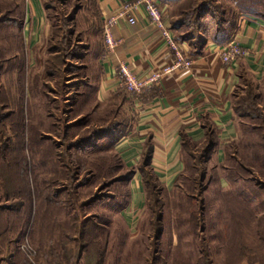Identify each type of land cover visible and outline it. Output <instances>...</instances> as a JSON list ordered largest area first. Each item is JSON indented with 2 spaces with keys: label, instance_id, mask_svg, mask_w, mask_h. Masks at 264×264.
Returning a JSON list of instances; mask_svg holds the SVG:
<instances>
[{
  "label": "rangeland",
  "instance_id": "1",
  "mask_svg": "<svg viewBox=\"0 0 264 264\" xmlns=\"http://www.w3.org/2000/svg\"><path fill=\"white\" fill-rule=\"evenodd\" d=\"M13 1L22 4L0 0V264H101L102 255L103 264L236 260L241 244L229 251L223 242L224 219L236 216V206L221 191L264 185V78L246 77L235 90L238 134L224 162L205 156V145H187L176 187L164 193L153 185L129 203L128 183L120 181L127 169L115 149L103 138L100 146L86 140L99 117L77 115L86 62L76 53L87 42L69 34L68 18L78 0L46 1L51 8L34 48L9 11ZM214 1L212 16L264 18V0ZM250 223L241 264L264 252L257 220Z\"/></svg>",
  "mask_w": 264,
  "mask_h": 264
},
{
  "label": "crops",
  "instance_id": "2",
  "mask_svg": "<svg viewBox=\"0 0 264 264\" xmlns=\"http://www.w3.org/2000/svg\"><path fill=\"white\" fill-rule=\"evenodd\" d=\"M17 1L24 4L23 34L29 39V46L34 48L40 41L48 17L44 0ZM157 1L161 3L165 25L180 48L193 59V66L167 76L140 97L125 90L120 65H127L139 77H147L175 59V51L167 44L161 30L151 23L145 6L140 5L135 12V24L121 18L113 27V36L118 43L114 52L107 51L104 35H94L91 44L86 41L83 54L85 74L80 83L82 90L76 95L83 108L79 106L77 115L84 113L94 119L99 117V123L115 120L123 125L128 120L126 133L110 137L115 140V151L123 163L137 168L150 146L152 171L166 189L172 190L184 168L185 140L195 145L211 142L215 148L209 159L219 163L225 161L227 146L236 140L238 134L233 102L235 90L244 77L264 78V19L240 17L235 36H238L245 54L237 62L226 64L220 56L221 45L213 38V24L202 32L199 39L203 45L200 48L192 41L196 37L177 40L178 33L172 27L177 10L172 3ZM94 2L103 28L107 18L134 0ZM92 10L93 6L83 8L79 16H91ZM86 27L90 32V26ZM137 100L142 104L140 111L135 109ZM129 188L128 202L139 201L141 193H145L139 171L130 180Z\"/></svg>",
  "mask_w": 264,
  "mask_h": 264
},
{
  "label": "trees",
  "instance_id": "3",
  "mask_svg": "<svg viewBox=\"0 0 264 264\" xmlns=\"http://www.w3.org/2000/svg\"><path fill=\"white\" fill-rule=\"evenodd\" d=\"M17 1V0H16ZM47 0H44L45 7L48 10L51 8V6L46 3ZM163 3H172L174 5V8L177 10V13L175 15V19H173V29L176 30L178 33L177 40H192L194 37L198 39L195 41L198 48H200L203 45V41L199 39L202 35V32L206 29L208 25L213 24V33H214V39L215 42L219 45H224L228 42H230L234 36L235 32L238 28V21L241 17V14L225 12L224 14H221L222 16H215L210 15V12L214 11V8L216 10V6H214L215 1L214 0H161ZM14 2V1H13ZM16 5V9L9 10L12 14L14 12L15 14L12 16L14 18L18 19L20 30H22V11L24 4L19 2H14ZM88 6H93V10L90 11V15L88 14H82L83 16H79L81 10L83 8H86ZM72 16V17H71ZM70 18H68V22L71 21L75 27L73 30H69V34L74 33L76 31L78 34V37L82 39V41H87L88 44H91L93 42L92 38L93 36L97 35H103L104 28H102L100 18L98 15V12L96 10V5L94 0H78L76 1L75 8L71 14ZM13 18V19H14ZM262 18V17H261ZM16 19V20H17ZM20 19V20H19ZM264 19V18H263ZM86 26H90L89 30L90 32H87ZM21 32V31H20ZM94 33V34H93ZM79 41V40H78ZM199 51V49H198ZM197 52V50L195 51ZM73 56V55H72ZM76 56L78 59H83V54L76 53ZM81 70H83L85 74V67L81 66L79 67ZM83 74V75H84ZM244 77L243 79H245ZM249 78V77H247ZM251 79V78H250ZM234 109L235 113L237 114V102L235 101L234 96ZM91 118V117H90ZM127 121L125 120L123 125L122 123H119L118 121H110L106 123V121L102 122L101 125L97 124V128H94L90 130L91 134L89 135L87 142L89 143H98V140L100 138H103L100 140V142L108 143L110 144L111 148L114 149V138H110L111 135L113 136H120L121 134H124L127 132ZM101 143L98 145L100 146ZM92 145V144H91ZM89 145V146H91ZM187 145H195L194 143H191L190 141H184L183 149ZM205 156H210V153L214 150L215 145L211 144L209 142L207 145H205ZM231 144L227 146L226 153L228 149L230 148ZM118 156V160L121 162L122 167L127 169L126 174L120 181H124L128 183V189L130 194V188H129V182L132 179V177L136 174L137 171H139L142 175L145 192L147 193L149 188L151 186H155L158 189L162 190L164 193H169L171 190L166 189L158 180L157 176L153 173L151 168V147L148 146L143 158L141 160V163L137 168L135 167H129L125 163L122 162L120 156L118 153H116ZM117 181V180H116ZM119 181V180H118ZM176 185V184H175ZM176 186H174L175 188ZM173 188V189H174ZM260 189L254 190L252 189L250 192L245 189H240L239 187H232L229 190L221 191L222 193H226L228 195V199H232L235 206H236V216L233 219H224L226 226L228 227L227 232L225 233V236H223L225 242L226 248H230V250H233L237 247V243H240L241 245L237 247L239 250L238 253L235 255H238L240 257H237L234 255L236 260H234L231 264H241V261L243 259H246L248 255H245V249L246 251L250 248L249 242V227L247 222H251L250 224L254 222V220H257V226H258V233L256 232L255 236H258L259 240L263 241L262 249H264V213L257 218V211H263L264 210V185L259 186ZM172 189V190H173ZM220 189V188H219ZM254 195V198L252 195ZM244 196V200L242 198ZM255 202H253V200ZM259 199V201H258ZM245 214H242L243 212ZM234 220V221H233ZM92 226H96L95 223L91 224ZM224 226V225H223ZM253 226V225H252ZM257 238V237H255ZM254 238V239H255ZM242 248H244V253L242 251ZM259 255V253H256ZM230 255L229 253L226 254V258H228ZM244 257V258H243ZM261 257V258H260ZM82 261L84 258V254L81 253L79 257ZM101 264L104 262L103 255L100 256ZM10 259V257H9ZM261 259V261H260ZM184 260V258H182ZM181 260V262H182ZM253 262L259 261L261 264H264V252L261 253L259 258L256 260H252ZM180 262V263H181ZM222 264H230V262H225Z\"/></svg>",
  "mask_w": 264,
  "mask_h": 264
},
{
  "label": "built area",
  "instance_id": "4",
  "mask_svg": "<svg viewBox=\"0 0 264 264\" xmlns=\"http://www.w3.org/2000/svg\"><path fill=\"white\" fill-rule=\"evenodd\" d=\"M140 5L145 6L152 24L157 26L162 33L167 44L175 51V59L171 64H167L162 68L154 71L147 77H139L127 65H120L119 73L122 78V86L131 94L140 97L144 92L154 85L160 84L167 76L173 74L180 69H190L193 66V59L190 58L178 45L175 36L171 30L165 25L164 12L161 3L157 0H134L132 3H126L122 9L116 14L107 18L104 22V40L108 52H114L117 47V41L113 36L112 29L121 18H126L129 23L137 22L135 12ZM220 56L224 63L233 64L237 62L242 55L245 54L244 49L238 39V36L220 47ZM137 111L142 109V104L137 100Z\"/></svg>",
  "mask_w": 264,
  "mask_h": 264
}]
</instances>
